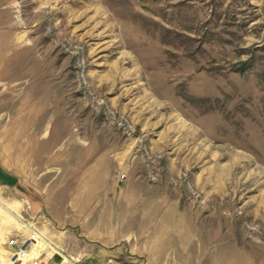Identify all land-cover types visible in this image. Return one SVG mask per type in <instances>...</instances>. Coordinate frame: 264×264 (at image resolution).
Listing matches in <instances>:
<instances>
[{
	"label": "rangeland",
	"instance_id": "1",
	"mask_svg": "<svg viewBox=\"0 0 264 264\" xmlns=\"http://www.w3.org/2000/svg\"><path fill=\"white\" fill-rule=\"evenodd\" d=\"M32 229L41 264H264V0H0V264Z\"/></svg>",
	"mask_w": 264,
	"mask_h": 264
},
{
	"label": "built area",
	"instance_id": "2",
	"mask_svg": "<svg viewBox=\"0 0 264 264\" xmlns=\"http://www.w3.org/2000/svg\"><path fill=\"white\" fill-rule=\"evenodd\" d=\"M38 238H40V235L34 229L31 230L28 237L22 240L11 238L9 240V246L11 247L12 258L9 264H16L21 261H28L30 264H41L39 255L34 251Z\"/></svg>",
	"mask_w": 264,
	"mask_h": 264
},
{
	"label": "bare ground",
	"instance_id": "3",
	"mask_svg": "<svg viewBox=\"0 0 264 264\" xmlns=\"http://www.w3.org/2000/svg\"><path fill=\"white\" fill-rule=\"evenodd\" d=\"M39 242V241H38ZM9 264V263H8Z\"/></svg>",
	"mask_w": 264,
	"mask_h": 264
}]
</instances>
